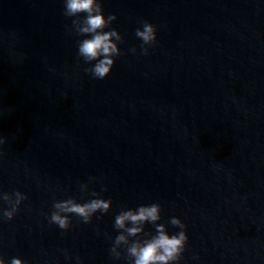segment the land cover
<instances>
[{
	"label": "water",
	"instance_id": "water-1",
	"mask_svg": "<svg viewBox=\"0 0 264 264\" xmlns=\"http://www.w3.org/2000/svg\"><path fill=\"white\" fill-rule=\"evenodd\" d=\"M103 3L124 41L96 79L64 0H0V192L28 196L0 222V255L130 264L126 246L111 254L115 218L159 203L161 218L130 240L180 231L177 216L189 241L176 264H264V0ZM146 20L159 34L147 55ZM94 193L107 213L49 222L55 201Z\"/></svg>",
	"mask_w": 264,
	"mask_h": 264
},
{
	"label": "clouds",
	"instance_id": "clouds-1",
	"mask_svg": "<svg viewBox=\"0 0 264 264\" xmlns=\"http://www.w3.org/2000/svg\"><path fill=\"white\" fill-rule=\"evenodd\" d=\"M64 15L73 17L71 30L83 39L78 41V53L89 67L86 69L93 78H107L113 71L117 57L122 55L121 43L123 34L111 27L117 20L115 13L107 15L104 11L103 0H64ZM136 36L142 40L143 54L149 53L150 46L158 41L157 25L151 21H144L136 29ZM13 40L16 34L12 33ZM136 53L137 49H131ZM15 54V53H14ZM7 143V138L0 136V145ZM28 196L25 192L16 190L14 193L0 192V201H6L7 207L0 208V222L12 220L20 211L21 205ZM112 207V201L105 199L100 193H94V198L86 202H78L75 199L57 200L54 202L53 211L48 217L49 222L67 230L72 226L73 214L85 223H91L98 212L107 213ZM162 206L159 203L144 204L138 209H130L121 212L115 218V227L123 229L116 236L111 248V254L119 259L124 253L122 246H126L130 264H176L183 258L188 245L189 234L186 225L180 217H173L171 223L181 230L170 233L163 224L157 225L154 235H146L136 240H130L132 236H138L144 232L143 225L146 221L156 222L161 218ZM131 221L135 226L128 227ZM67 255V253H66ZM77 264H82L76 257ZM0 264H30L20 256L11 259L0 255Z\"/></svg>",
	"mask_w": 264,
	"mask_h": 264
}]
</instances>
